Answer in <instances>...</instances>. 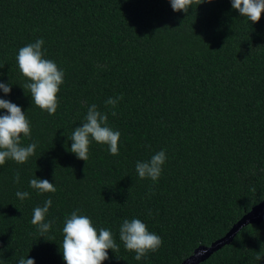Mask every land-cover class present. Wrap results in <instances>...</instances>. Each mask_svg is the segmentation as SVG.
I'll list each match as a JSON object with an SVG mask.
<instances>
[{
    "label": "trees",
    "instance_id": "16d2710c",
    "mask_svg": "<svg viewBox=\"0 0 264 264\" xmlns=\"http://www.w3.org/2000/svg\"><path fill=\"white\" fill-rule=\"evenodd\" d=\"M37 39L64 72L54 115L21 87L30 81L16 56ZM0 83L11 85L0 98L30 122L22 146L37 142L25 163L0 165V264H66L62 228L77 209L113 234L118 251L102 264H181L264 199V13L253 23L231 0H203L187 13L170 0H0ZM110 97L122 99L113 108ZM93 104L121 133L119 153L91 140L84 161L68 137ZM161 150L158 180L141 179L136 163ZM32 178L56 191L39 193ZM49 198L53 225L41 237L33 209ZM133 218L162 239L141 260L119 239ZM198 264H264V218Z\"/></svg>",
    "mask_w": 264,
    "mask_h": 264
},
{
    "label": "clouds",
    "instance_id": "9594fccd",
    "mask_svg": "<svg viewBox=\"0 0 264 264\" xmlns=\"http://www.w3.org/2000/svg\"><path fill=\"white\" fill-rule=\"evenodd\" d=\"M202 2L203 0H170L173 11L185 13L193 3L199 5ZM231 3L232 8L238 10L241 16L253 23L258 22L264 13V0H231ZM43 44V39H37L34 43L21 47L16 60L21 74L30 81L21 87L27 90L26 93H30L32 101L37 107L47 111L49 115H54L58 107L57 94L63 83L64 72L58 68L54 61L44 58ZM0 89L8 94L11 92V85L0 83ZM119 99L122 97H110L105 103L114 108ZM0 109L7 110L6 114L0 115V165H3L6 159L23 164L35 154L37 148V142L27 146L21 144V134L24 137H31L30 122L21 107L9 100L0 98ZM112 115H116L115 111L112 112ZM107 121V115L97 110L95 104L89 107L84 122L75 127L71 136L68 137L72 141L70 151L76 154L78 159L88 160L91 140L108 145L110 154L118 155V142L121 133L110 128ZM165 160L166 153L161 150L147 161H138L136 163L138 176L141 179L158 180ZM13 179L15 183H19L18 172ZM29 186L39 193H54L56 191L54 184L48 179L32 178L29 181ZM29 195L27 191L16 192V196L20 200L29 198ZM51 204L52 200L49 198L45 200L43 206L33 209L31 223L38 227L41 237L53 225V221L45 222ZM62 233L63 240L60 248L66 264H102L108 259L109 249L113 252L118 251V245L113 239L111 230L104 227L97 230L88 216L79 214V209L65 217ZM119 239L123 242L126 250L135 252L136 260H141L149 252L157 251L162 244L161 237L150 232L147 225L138 218L123 220L119 229ZM261 259L262 256L258 254L256 260L260 261ZM18 264H35V260L22 257Z\"/></svg>",
    "mask_w": 264,
    "mask_h": 264
},
{
    "label": "water",
    "instance_id": "95a60500",
    "mask_svg": "<svg viewBox=\"0 0 264 264\" xmlns=\"http://www.w3.org/2000/svg\"><path fill=\"white\" fill-rule=\"evenodd\" d=\"M262 218H264V199L243 215L222 238L215 240L208 246L200 245L196 247L193 253L184 259L181 264L200 263L207 259L215 250L228 243L243 225L250 222L258 223Z\"/></svg>",
    "mask_w": 264,
    "mask_h": 264
}]
</instances>
